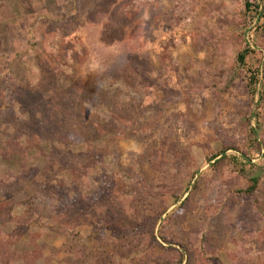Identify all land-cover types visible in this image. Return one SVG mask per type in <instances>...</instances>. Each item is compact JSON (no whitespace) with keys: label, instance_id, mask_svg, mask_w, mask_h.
<instances>
[{"label":"rangeland","instance_id":"1","mask_svg":"<svg viewBox=\"0 0 264 264\" xmlns=\"http://www.w3.org/2000/svg\"><path fill=\"white\" fill-rule=\"evenodd\" d=\"M0 264H264V0H0Z\"/></svg>","mask_w":264,"mask_h":264},{"label":"trees","instance_id":"2","mask_svg":"<svg viewBox=\"0 0 264 264\" xmlns=\"http://www.w3.org/2000/svg\"><path fill=\"white\" fill-rule=\"evenodd\" d=\"M259 9H260V7L257 6V7H256V10H259ZM247 55H248L247 50L243 51V52L239 55V62H240V63H244L245 60H246V58H247ZM253 82H254V84H256V80H255V79L253 80ZM215 159H217V157H216ZM250 182H251V184H250V186H249V187L247 188V190H246V194H247V195H251V194H253L255 191H257L258 188H259V185H260V180H259V179H252Z\"/></svg>","mask_w":264,"mask_h":264}]
</instances>
